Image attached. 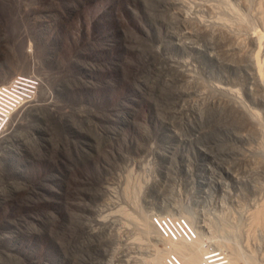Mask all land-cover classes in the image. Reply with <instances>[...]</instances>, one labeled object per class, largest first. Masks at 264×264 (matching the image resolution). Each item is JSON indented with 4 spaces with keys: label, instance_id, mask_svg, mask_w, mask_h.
<instances>
[{
    "label": "rangeland",
    "instance_id": "1",
    "mask_svg": "<svg viewBox=\"0 0 264 264\" xmlns=\"http://www.w3.org/2000/svg\"><path fill=\"white\" fill-rule=\"evenodd\" d=\"M19 77L0 264H264V0H0Z\"/></svg>",
    "mask_w": 264,
    "mask_h": 264
},
{
    "label": "built area",
    "instance_id": "2",
    "mask_svg": "<svg viewBox=\"0 0 264 264\" xmlns=\"http://www.w3.org/2000/svg\"><path fill=\"white\" fill-rule=\"evenodd\" d=\"M34 79V81H33ZM27 82V83H26ZM28 84V87L23 84ZM38 87V81L33 77H19L10 85L0 88V130L5 125L10 115L22 104L32 100L35 97ZM14 93V94H13ZM21 93V95H19ZM171 238L194 241L196 235L185 220H179L177 226L169 231ZM208 259V258H206ZM174 264H179L177 259ZM208 260V264H211Z\"/></svg>",
    "mask_w": 264,
    "mask_h": 264
},
{
    "label": "bare ground",
    "instance_id": "3",
    "mask_svg": "<svg viewBox=\"0 0 264 264\" xmlns=\"http://www.w3.org/2000/svg\"><path fill=\"white\" fill-rule=\"evenodd\" d=\"M27 83V82H26ZM24 83L23 86H26L28 87V84ZM14 94V93H13ZM21 95V93L19 94ZM19 108V107H18ZM17 108V109H18ZM261 212V211H260ZM263 213V212H262ZM261 213V214H262ZM258 214V213H257ZM258 217V216H257ZM185 218V217H184ZM187 219V218H186ZM261 219V218H260ZM188 220V219H187ZM192 225V223H191ZM218 229V228H217ZM220 231H223L226 232V229H225V226L222 224L220 225L219 229ZM228 231V230H227ZM199 238H200V234H199ZM200 241V240H199ZM136 243V242H134ZM141 243V242H140ZM139 243V244H140ZM141 245V244H140ZM144 245V244H143ZM196 245H187L185 243H182L181 245H179L178 247L177 246H174V248H178L180 251H177L175 250L176 252H179L177 254H181V252H185L187 251L188 253V258L186 259L185 256H183L184 260H185V263L186 264H200V253H201V250L199 249L200 248V245L198 244V242H196ZM233 249L234 248H231L232 250V255L235 254V259H237V257H239V252L238 251H235V253H233ZM154 258V259H153ZM152 259V264H163V261H164V253L162 252H157L155 254V257H153ZM178 261V259H177ZM141 263V262H140ZM179 264H181L179 261H178Z\"/></svg>",
    "mask_w": 264,
    "mask_h": 264
}]
</instances>
